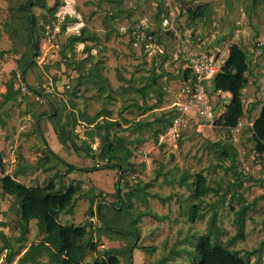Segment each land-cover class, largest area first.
<instances>
[{
    "label": "rangeland",
    "instance_id": "rangeland-1",
    "mask_svg": "<svg viewBox=\"0 0 264 264\" xmlns=\"http://www.w3.org/2000/svg\"><path fill=\"white\" fill-rule=\"evenodd\" d=\"M27 1L15 0L11 3L9 0H0V50L8 52L0 61V91L3 92L7 91V84L14 79L13 72L18 76L13 80L15 86H26L18 62L27 50L26 32L21 31L20 22L16 23L19 29L17 32L13 28L7 30L6 24L19 20L21 13L12 11V8ZM57 1L47 0L44 9L33 8V13L40 19V25L45 24L46 19H56L52 24H45L46 31L55 32L58 28L59 32L52 34L53 43H49L46 37L40 38L34 58L37 65L27 76L28 83L35 90L43 95H51L57 112L52 120L49 116L43 117V113L49 112L50 105L46 99L45 103L37 101L35 93L32 97L24 96L25 99L0 109L6 128H0V151L4 154L6 174L16 173L21 162L20 156L31 165H35L44 156V144L38 130L44 135L48 146L69 163L85 169L103 167L104 163L94 161L83 153L78 155L72 148H63L57 139L53 122L57 121V117L65 121L73 104L74 110L86 112L90 116L107 109L112 113L111 120L117 121L122 128L127 127V122L141 123L143 126L154 123L164 112L172 111L176 116L177 112L172 107L180 100L185 72L183 64L187 59L185 52L182 53L186 48L183 42L192 49L198 38L208 41L220 38L226 41L228 47L238 44L247 52L249 50L252 54L249 56L251 69L249 83L243 92L248 112L246 116L250 115V110L258 101L264 100V49L257 50L256 47V43H264V0L257 7L253 6L254 0H62L64 5L56 10ZM204 4L211 7L210 15L205 20L190 25L186 17L181 15L182 7ZM158 8H162L164 15L168 16L163 22V29L160 28L162 22L159 24L156 19ZM144 18L152 20L158 38L166 49L165 59L149 60L139 49L131 48L128 36L118 32L120 25H131ZM10 34H15V37L12 39ZM81 34L90 38L87 42L91 47L89 52L85 44L69 41V37ZM178 56L179 60L176 59ZM67 59L72 63L70 68ZM87 59L83 68L78 69L79 63ZM95 64L102 65L100 74L108 79V90L101 96L94 82L88 80L78 86V97H73L78 78L82 73L87 74ZM154 72L158 76L157 83L149 84ZM94 80H97L96 76ZM225 95L215 93L209 87L208 96L212 105L216 106L217 116L223 114L229 103L230 98ZM144 101L152 109L142 113L135 105L143 106ZM258 109L253 111L252 121ZM188 119L189 123L177 137L167 132L156 140L151 129L121 133V136L133 141L139 138L145 140L144 143L135 142L131 146L133 156L130 159V171L123 180L117 170L98 168L91 172H75L56 181L58 188L62 184L73 183L83 189L77 196L73 213L61 215V221L63 224L89 225L87 242L91 240L98 245L93 258L114 248L122 251L120 264H191L188 251H191L195 239L207 233L210 218L217 211V236L220 244L243 256L257 250V255L250 256L251 263H264V164L254 152L252 133L245 126L237 132L218 127L196 109L189 114ZM244 121L247 122L246 119ZM156 127L153 124V128ZM86 129L82 123L76 132L82 141H86L83 142L85 147L96 150L98 139L93 144L85 138ZM221 141H232L238 152L239 163L234 170H231V160L222 162L216 157L214 144ZM56 171L64 174L66 166L61 164L55 171L48 173L33 171L19 178V181L26 185L45 186ZM198 173L207 177L213 189L200 200L192 198L195 189L192 183ZM185 174L190 175V178L182 186L179 182ZM238 177L243 179L242 185H230L239 182ZM117 182L120 183L121 194L116 190ZM137 186L146 187V190L141 193V199L132 200L133 208L124 210L120 215L105 208L106 216L118 231L129 236L111 235L109 232L100 236L98 230L102 222L98 203L105 200L107 205H117L118 197L126 199L125 194ZM229 190L227 198L223 200L224 193ZM88 192L97 197L93 215L89 212L91 195L88 196ZM234 195H237L235 199L232 198ZM190 204L199 205L197 215H204V219L196 222L190 220L186 214ZM15 206L14 199L4 195L0 189V232L8 237L17 254L20 253L16 254L11 264H18L25 252L23 244L16 242L20 236V218L15 212ZM243 207L248 209L245 213V239H238L231 245V239L238 233L237 212ZM147 209L150 214L142 218L137 233L129 224ZM153 214L159 219L154 218ZM40 239L37 222L32 221L24 246L38 243ZM133 244L136 248L131 253L130 247ZM2 246L0 238V251ZM6 253V250L0 252V264L6 259ZM41 261L48 260L42 258Z\"/></svg>",
    "mask_w": 264,
    "mask_h": 264
},
{
    "label": "trees",
    "instance_id": "trees-1",
    "mask_svg": "<svg viewBox=\"0 0 264 264\" xmlns=\"http://www.w3.org/2000/svg\"><path fill=\"white\" fill-rule=\"evenodd\" d=\"M9 1L12 3L15 0ZM61 1L62 0L57 1L55 5L56 10L64 5V3ZM262 2L263 0H254L253 6L257 7ZM46 3L47 0H28L26 3L20 4L18 7H13L12 11H19L21 16L18 21L7 23L6 28L7 30L9 28H13L17 32L19 29L16 28V23L20 22L21 31L23 33L26 32L24 36L27 40V50L18 60L20 75L23 79V83L26 84L27 90L29 89L31 92L35 93V95L39 94L46 99L47 103L50 105V110L49 112L43 113L42 116H49L52 120L57 112V106L51 99V95H43L39 93L28 83L27 79L29 71L37 65V61L32 60V57L38 51L40 38L45 37L43 36L46 32L45 24H52V22L56 20L46 19L45 24L40 25V19L33 13V8L40 7L44 9L46 8ZM210 12L211 7L209 4H204L197 7L181 8V15L186 17V20L190 25H194L200 20H205L210 15ZM167 17L164 15L162 8H158L156 19L158 20L159 24L162 22V27H160L161 29H163V22ZM138 22H140V20L127 26H133ZM160 28L159 30H161ZM148 33L153 38L154 43L159 45L163 50V53H157L151 59V61H155L158 58L165 59L167 57L166 49L160 42V38H158V32L154 29V24L151 19L149 21ZM10 36L13 39L15 34H10ZM69 41L74 43H83L85 44L87 52L91 50V47L87 45V42L90 41V38L84 36L83 34L73 35L69 37ZM215 41L216 45L214 46H224L226 44V41L221 40L220 38H217ZM258 43H256V47ZM131 48L135 50L132 46ZM260 49H264V46L260 47L258 50ZM184 52L185 51H182V53ZM6 54H8V52L0 50V61ZM143 54L144 53L142 52V55ZM185 55L187 57L186 52ZM251 55L252 54L249 50L247 52L246 50L242 49L240 45L233 44L230 48L229 57L225 67L213 78V80L209 82V85H206V90L208 93L209 87L211 86V91L215 93L231 95L229 103L226 105L225 112L218 119L216 125L221 128L232 130L237 128L240 120L246 119L250 125L245 126V128L250 130L252 133L254 152L259 155L262 163L264 164V100L258 101L256 105L252 107L248 117L246 116V113L248 114V112H246L243 101V92L249 83V74L251 69L249 56ZM179 59L180 56H178L177 60ZM87 61L88 59L80 62L78 69H82ZM67 66L69 68L72 66V63L68 62V59ZM101 70L102 65L95 64L90 67L87 74L82 73V75L78 78V85L73 92V97H78V86L83 85L84 82L88 80L94 82L100 92V95L102 96L108 90L109 83L108 79L100 74ZM190 72V70H185L182 79H188L190 77ZM94 76L97 77V80H94ZM17 77L18 76L16 72H13V80H15ZM157 78L158 76L154 72L148 83L156 84ZM13 80L7 84L6 93H0V109L10 103L17 102L20 98L25 99L24 96H28L23 95L22 97V87L16 89ZM55 81H57V79H55ZM67 88L70 89V85H68ZM33 93L31 95H33ZM161 97H163V93L160 94V102L162 101ZM46 101H44V103ZM64 106L67 105L64 104ZM135 106L142 113L152 109V107H148L146 101H144L143 106H139L138 104ZM74 108L75 105L73 104V109L66 115L65 121L57 117V121L53 122L55 134L57 135L59 142L65 148H72L74 153L78 155L83 153L88 157H91L94 161H97L101 164L104 163L103 167L97 166L93 167L92 169H85L69 163L48 146L44 135L39 130L38 132L42 138L45 148L44 156L39 158V161L35 165L28 164L26 159H24L23 156H20L21 162L16 173L14 175L6 174L4 154L0 151V171L2 173V176H0V189L4 195L12 197L15 201V212L20 218V236L16 239V242L23 244L22 249H25V252L18 260V264H120L119 258L122 255L121 249L112 248L104 251V253L100 254V257H92L93 254L97 252L98 245L91 240L87 242V238L89 236V225L63 224L61 221V215L73 213L77 196L83 191V189L78 185L75 186L73 183L69 185L62 184V187L58 188L56 181L75 172H91L97 170L98 168L117 170L120 179L123 180L126 174H128L130 171V159L133 156V150L131 146L134 145L135 142L139 144L144 143L145 140L143 138H139L136 141H133L128 137L121 136L120 134L126 131L141 132L144 129H151L153 130L155 139L158 140L160 136L167 134L173 124L175 117L177 116V114L175 116L172 111L164 112L155 119L154 123H148L143 126L141 123L127 122V127L122 128L117 121L111 120L110 116L112 113L107 109L97 112L94 116H90L88 113L76 111ZM214 109L216 111V106ZM256 109H258L257 115L252 121V113ZM0 119L2 120L1 115ZM40 120L41 119H39V121ZM82 123H84L87 128L84 133L85 138L90 139L93 144L96 142L95 140L98 139L99 142L96 150H94L93 147H85L83 142L86 141H82L80 135L76 132L77 127ZM153 124L157 125L155 129L153 128ZM80 140L82 144L79 143ZM214 150L219 161L224 162L227 159L233 162V168L231 170H234L238 167V152L232 141L218 142L214 144ZM61 164L66 166V172L64 174H60L56 171L45 184V186H28L18 180V177L26 176L27 170L31 172L43 171L44 173H48L56 170ZM220 166L222 167V165ZM189 178L190 175H183L179 184L183 186L184 183L189 180ZM238 181L239 182L230 185H233L234 187L242 185L243 179L238 177ZM192 184L195 186L192 198L197 200L204 198L213 190L208 183L207 177L203 173H198L195 175L194 182ZM115 187L117 192L121 194L122 190L119 182H117ZM145 190L146 187L140 188L137 186L136 189H133L125 194L126 199H124V197H118L119 202L117 205H107L105 200L99 202L98 213L102 222V227L98 230L99 235L102 236L106 232H109L111 235H124V233L118 231L119 229L116 228L112 220L106 216L105 208L117 215H120L124 212V210L133 208L132 200L134 198L141 199V193ZM230 191L231 190L224 193L222 197L223 200L227 198ZM87 195L90 196L91 192H88ZM236 196L237 195H234L232 198L235 199ZM96 198L97 197L95 195H91L90 197L91 206L89 208V212L91 215H93V208ZM144 202H146V199H144ZM198 206L199 205L195 204H190L187 206L186 214L193 222H196L198 219L202 220L205 217L204 215L198 217ZM247 210L248 209L246 207H243L237 212L238 233L231 239V245L236 243L238 239H245V213ZM148 214H150L148 209L140 212L131 221V225L129 224V226L133 227L137 232L138 224L141 222L142 218ZM153 217L159 219L157 215L153 214ZM217 219L218 212L215 211L210 218V225L208 226L207 233L199 236L192 244L191 251H188L189 258L192 261L191 264H252L250 261V256L257 255V250L253 253H247L246 256H243L239 252L231 250L228 247L220 244L219 238L217 236ZM32 221L37 222V230L41 236V239L38 243H33L30 246H24V243L28 240L30 224ZM136 237L138 238V234ZM0 238L3 242L0 252L2 253L4 250H7L5 257L6 259H4L2 264H11L16 257V249L4 233L0 232ZM135 248L136 247H134V244L130 247L131 253ZM19 254L20 253L17 255ZM89 256L92 257V261L90 262L87 261ZM42 258H47L48 261L43 262L41 261Z\"/></svg>",
    "mask_w": 264,
    "mask_h": 264
},
{
    "label": "built area",
    "instance_id": "built-area-1",
    "mask_svg": "<svg viewBox=\"0 0 264 264\" xmlns=\"http://www.w3.org/2000/svg\"><path fill=\"white\" fill-rule=\"evenodd\" d=\"M149 21L148 18H144L133 26L123 24L119 26L118 31L120 34L129 37V42L134 49H139L144 53L143 55L151 60L157 53H163V50L154 43L153 38L148 33ZM55 32H59V29L56 28ZM55 32L52 30L46 31L45 37L49 43H53L54 35L52 34ZM235 36L239 38L237 32H235ZM183 43L186 46L185 52L187 53V62L184 63L183 68L185 67V70L191 72L188 79L184 78L181 93H179V102H176L172 107L176 110L177 116L168 132L175 137L180 136L182 129L189 123V114L195 109L212 124H215L224 114L225 111L220 116L216 115L215 106L210 102L206 85L225 67L232 46L228 47L226 44L224 46H214L210 50L194 53L193 49L188 48L185 42ZM263 46L264 43L259 42L257 50ZM25 90L24 87L23 91ZM247 125H250L248 121L240 120L237 128L230 131L237 132Z\"/></svg>",
    "mask_w": 264,
    "mask_h": 264
},
{
    "label": "crops",
    "instance_id": "crops-1",
    "mask_svg": "<svg viewBox=\"0 0 264 264\" xmlns=\"http://www.w3.org/2000/svg\"><path fill=\"white\" fill-rule=\"evenodd\" d=\"M198 40H201L200 38H198L197 39V41H195V42H197L196 43V45L194 46V47H191L192 49H193V52L194 53H199V52H202V51H207V50H210L212 47H214V45H216L215 43H216V41H213V40H207V39H204V40H202L201 42L200 41H198ZM200 42V43H199ZM184 66V65H183ZM19 87L17 86L16 87V89H18ZM28 91L32 94L33 92H31L29 89H28ZM54 92V91H53ZM0 93H6V91L5 92H3V91H0ZM22 95H28V94H25V93H22ZM29 97H32V95H28ZM227 96V95H226ZM38 97H40L41 99H38ZM227 98H231V95L230 94H228V96H227ZM21 99V98H20ZM35 99L37 100V101H39V102H41V103H44V101H45V98L43 97V96H41V95H39V94H36V97H35ZM23 100V99H22ZM38 122H40L39 120H38ZM39 124V123H38ZM0 128L1 129H3V130H5L6 128H5V125H4V122L0 119ZM58 139V138H57ZM47 142V141H46ZM99 142V141H98ZM42 143H43V141H42ZM48 144V143H47ZM44 146H43V153H44ZM63 148H64V146H63ZM53 150V149H52ZM54 151V150H53ZM55 152V151H54ZM55 153H57V152H55ZM57 154H59V153H57ZM25 159V158H24ZM16 161V160H15ZM28 163V162H27ZM28 164H31V163H28ZM18 166H19V164H18ZM18 166H17V168H18ZM55 171V170H54ZM32 172H30L29 170H27V174H26V176L27 175H30ZM24 176H20V177H18V180H19V178H23ZM52 177V176H51ZM28 186H33V185H28ZM91 258V259H90ZM87 261L88 262H90V261H92V257H88L87 258Z\"/></svg>",
    "mask_w": 264,
    "mask_h": 264
},
{
    "label": "clouds",
    "instance_id": "clouds-1",
    "mask_svg": "<svg viewBox=\"0 0 264 264\" xmlns=\"http://www.w3.org/2000/svg\"><path fill=\"white\" fill-rule=\"evenodd\" d=\"M184 65V64H183ZM183 80V83H184V78L182 79ZM23 88L24 87H22V92L23 93H25V94H28V95H31V93L27 90V87L25 86V88H26V90L25 91H23ZM227 96H228V94H226ZM38 99H41L40 97H38Z\"/></svg>",
    "mask_w": 264,
    "mask_h": 264
},
{
    "label": "water",
    "instance_id": "water-1",
    "mask_svg": "<svg viewBox=\"0 0 264 264\" xmlns=\"http://www.w3.org/2000/svg\"><path fill=\"white\" fill-rule=\"evenodd\" d=\"M35 56H36V54L32 57V60H34Z\"/></svg>",
    "mask_w": 264,
    "mask_h": 264
}]
</instances>
